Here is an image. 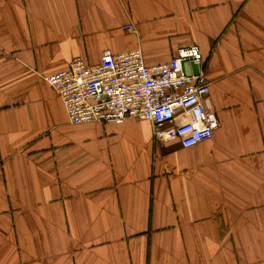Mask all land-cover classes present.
Here are the masks:
<instances>
[{
    "label": "crops",
    "instance_id": "1",
    "mask_svg": "<svg viewBox=\"0 0 264 264\" xmlns=\"http://www.w3.org/2000/svg\"><path fill=\"white\" fill-rule=\"evenodd\" d=\"M189 44L219 117L191 147L72 124L46 79ZM0 264H264V0H0Z\"/></svg>",
    "mask_w": 264,
    "mask_h": 264
},
{
    "label": "built area",
    "instance_id": "2",
    "mask_svg": "<svg viewBox=\"0 0 264 264\" xmlns=\"http://www.w3.org/2000/svg\"><path fill=\"white\" fill-rule=\"evenodd\" d=\"M125 28L134 30L132 24ZM185 63L200 70L188 72ZM204 66L196 44L179 48L168 62L151 65L140 48L106 49L98 63L76 57L66 69L46 79L72 124L146 120L157 143L179 141L191 147L211 139L219 126Z\"/></svg>",
    "mask_w": 264,
    "mask_h": 264
}]
</instances>
